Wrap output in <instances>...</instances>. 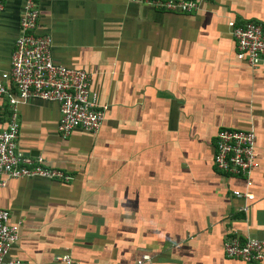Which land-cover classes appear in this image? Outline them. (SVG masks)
<instances>
[{"label": "crops", "instance_id": "crops-1", "mask_svg": "<svg viewBox=\"0 0 264 264\" xmlns=\"http://www.w3.org/2000/svg\"><path fill=\"white\" fill-rule=\"evenodd\" d=\"M0 71L8 67L22 0H1ZM148 0H37L38 33L52 59L85 71L104 117L96 133H56L58 106H17V149L70 174L5 181L0 206L20 220L12 258L35 264H245L221 242L237 232L264 241V59L234 56L228 22L264 29V0H204L159 11ZM221 128L255 133L258 167L246 213L242 189L211 165ZM22 224L24 226H22Z\"/></svg>", "mask_w": 264, "mask_h": 264}, {"label": "built area", "instance_id": "built-area-1", "mask_svg": "<svg viewBox=\"0 0 264 264\" xmlns=\"http://www.w3.org/2000/svg\"><path fill=\"white\" fill-rule=\"evenodd\" d=\"M204 0H148L152 8L173 14L196 11ZM3 3L0 0V11ZM37 0H22L18 15V34L14 39L8 67L0 71V194L11 178H42L60 183L72 177L65 171L49 167L39 157L22 154L17 149L19 130L17 106L36 99L58 106L56 133L66 139L73 130L96 133L102 124L105 107L97 102L90 89L89 75L77 68L55 62L50 53V35L38 33ZM234 44V56L249 68L264 59V29L260 23L228 22ZM211 165L226 178L238 180L242 189H230V195L242 201L238 211L246 213L254 201L251 191L252 172L258 167L255 133L251 129L221 128L212 143ZM20 220L10 221L9 212L0 206V264H35L12 258L10 246L17 240ZM225 258L245 264H264V241L247 234L231 232L221 242ZM63 264H79L69 254L55 256ZM141 254L135 264L148 261Z\"/></svg>", "mask_w": 264, "mask_h": 264}, {"label": "rangeland", "instance_id": "rangeland-1", "mask_svg": "<svg viewBox=\"0 0 264 264\" xmlns=\"http://www.w3.org/2000/svg\"><path fill=\"white\" fill-rule=\"evenodd\" d=\"M22 226H24V225L22 224ZM20 227H21V225H20ZM8 257H11L9 252H8V255L6 256V258H8Z\"/></svg>", "mask_w": 264, "mask_h": 264}]
</instances>
